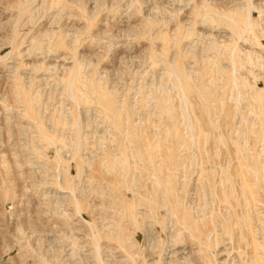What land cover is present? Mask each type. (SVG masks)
I'll list each match as a JSON object with an SVG mask.
<instances>
[{"label":"rangeland","instance_id":"rangeland-1","mask_svg":"<svg viewBox=\"0 0 264 264\" xmlns=\"http://www.w3.org/2000/svg\"><path fill=\"white\" fill-rule=\"evenodd\" d=\"M0 264H264V0H0Z\"/></svg>","mask_w":264,"mask_h":264},{"label":"bare ground","instance_id":"bare-ground-1","mask_svg":"<svg viewBox=\"0 0 264 264\" xmlns=\"http://www.w3.org/2000/svg\"><path fill=\"white\" fill-rule=\"evenodd\" d=\"M68 84H70V82H69ZM68 87H69V85H68ZM66 88H67V87H66ZM69 89H70V88H69ZM69 89H68V90H69ZM110 163H111V162H110ZM112 168H113V167H112Z\"/></svg>","mask_w":264,"mask_h":264}]
</instances>
